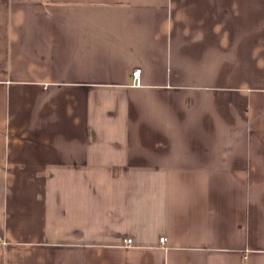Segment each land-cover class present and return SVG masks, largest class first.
I'll return each instance as SVG.
<instances>
[{
    "label": "crops",
    "instance_id": "0c3cea01",
    "mask_svg": "<svg viewBox=\"0 0 264 264\" xmlns=\"http://www.w3.org/2000/svg\"><path fill=\"white\" fill-rule=\"evenodd\" d=\"M0 264H264V0H0Z\"/></svg>",
    "mask_w": 264,
    "mask_h": 264
},
{
    "label": "built area",
    "instance_id": "2783aa9c",
    "mask_svg": "<svg viewBox=\"0 0 264 264\" xmlns=\"http://www.w3.org/2000/svg\"><path fill=\"white\" fill-rule=\"evenodd\" d=\"M133 77H134V79L136 80L137 84H140V80H139V78H140V70H136V71H134V73H133ZM161 241L164 242V241H165V238H162ZM131 243H132V240L129 239V240L127 241V244H131Z\"/></svg>",
    "mask_w": 264,
    "mask_h": 264
}]
</instances>
